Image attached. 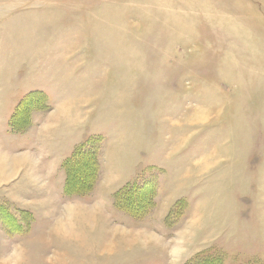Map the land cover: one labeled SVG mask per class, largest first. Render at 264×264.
Here are the masks:
<instances>
[{"label":"rangeland","instance_id":"rangeland-1","mask_svg":"<svg viewBox=\"0 0 264 264\" xmlns=\"http://www.w3.org/2000/svg\"><path fill=\"white\" fill-rule=\"evenodd\" d=\"M4 167L0 264H264V0H0Z\"/></svg>","mask_w":264,"mask_h":264},{"label":"crops","instance_id":"crops-1","mask_svg":"<svg viewBox=\"0 0 264 264\" xmlns=\"http://www.w3.org/2000/svg\"><path fill=\"white\" fill-rule=\"evenodd\" d=\"M17 103V101L14 103V104H16ZM18 105V104H17ZM16 106V105H15ZM13 107V106H12ZM16 108V107H15ZM15 108H13L12 109V111H14L15 110ZM10 118V117H9ZM6 124H7V126H8V124H9V119L7 118L6 119ZM2 131H5V130H3L2 129ZM2 133H5V132H2ZM16 166V165H15ZM6 167V166H5ZM5 167L0 171V179L3 177V175H4V173L6 172L5 170ZM5 169V170H4ZM3 174V175H2ZM158 202H159V200H158ZM175 203V200L174 201H171L170 203H168L167 205H166V210L162 213V214H160V216H159V218H153V221L151 222V223H148L147 224V226L146 225H144V227L145 228H147L148 227V229L150 228L152 231H154V232H157V233H160V232H162V227H163V230H164V217H165V219H166V216L168 215V213H169V210H170V208H171V206L173 205ZM158 204V203H157ZM103 207V206H102ZM103 209V208H102ZM105 209V208H104ZM87 210V209H86ZM75 211H77V210H75ZM71 211H69V213H70ZM103 214H105V213H103ZM75 215H76V213H75ZM75 215L72 217V218H74L75 217ZM98 215V214H97ZM98 217V219H102L103 217H102V215H98L97 216ZM70 219V218H69ZM151 224V225H150ZM128 226V225H127ZM130 227H132L131 225H129ZM181 226V225H180ZM179 226V227H180ZM133 227H135V226H133ZM57 228L59 229V230H61L60 228L61 227H58L57 226ZM127 230H129L127 227H125ZM57 229H55V232H58V231H56ZM150 231V230H149ZM151 235H152V232H149ZM52 234H54V232L52 231ZM57 234V236L58 237H63V238H61V240L62 241H65V242H68L69 244H70V246L72 247V248H76V249H78V247L80 246V247H82L81 246V244H80V240H78V241H76V242H74L75 240H77V239H75V238H73V237H71V236H68L67 234L68 233H66L65 235H66V237L65 236H63V234H59V232L58 233H56ZM100 234V233H99ZM98 234V235H99ZM149 235V234H148ZM90 236H93V235H90ZM146 236V235H145ZM153 236V235H152ZM93 237H95V236H93ZM101 238H103V237H105V236H103L102 235V233H101V236H100ZM157 237V236H156ZM83 238L85 239L86 237L85 236H83L82 235V239L81 240H83ZM135 240V239H134ZM129 242H131L130 240H129ZM192 242H194V241H192ZM188 249V248H187ZM206 249V250H205ZM209 249H210V246H208L207 248H206V246H198V248H194L193 250H191V252H189L190 250H188L187 251V253H182V256H178V254L177 253H172V251H170V252H167V253H160V249H156L155 250V252L154 253H148V255H146V256H144V257H141V258H138V259H132V258H127L126 260L124 259L123 260V262H121V263H119V264H187L188 262H190V261H192V260H194L197 256L198 257H200V256H204V255H206V254H209V253H204V254H202L201 252H204V251H209ZM201 250H204V251H201ZM124 254H126L124 251L119 255V256H116V257H121L122 255H124ZM113 257L114 256H112L111 258H105V259H99V260H97V261H94L92 264H98V263H102V264H104V263H106V264H118L117 263V260H118V258H115V259H113ZM220 257H221V255H220ZM113 259V260H112Z\"/></svg>","mask_w":264,"mask_h":264},{"label":"trees","instance_id":"trees-1","mask_svg":"<svg viewBox=\"0 0 264 264\" xmlns=\"http://www.w3.org/2000/svg\"><path fill=\"white\" fill-rule=\"evenodd\" d=\"M81 159H85V157H82ZM81 161V160H80ZM82 162H84V161H82ZM119 197H114V199H118ZM200 264V262H191V263H189V264ZM203 264H209V262H206V263H203Z\"/></svg>","mask_w":264,"mask_h":264}]
</instances>
